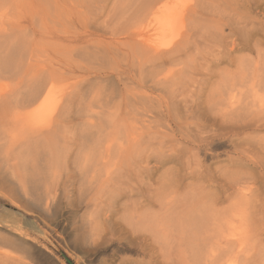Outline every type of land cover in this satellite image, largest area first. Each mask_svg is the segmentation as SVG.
<instances>
[{
  "label": "bare ground",
  "instance_id": "bare-ground-1",
  "mask_svg": "<svg viewBox=\"0 0 264 264\" xmlns=\"http://www.w3.org/2000/svg\"><path fill=\"white\" fill-rule=\"evenodd\" d=\"M102 1L51 0L55 8L65 13L66 16L64 17L68 16L72 21L71 23L76 24L73 28H70L72 26L71 23L70 25L68 24L69 26H67L68 22L65 24L67 27L64 26V28L74 30L71 34L68 33L70 36L69 38L67 37V44L65 42L63 43L66 46L69 43V48H71V45L73 48L77 46L76 51L78 49V54L75 59V68L69 69L67 67L66 70L60 71L43 66L37 68L38 63H35L37 64L35 66L30 61H24L26 54L25 46H32L31 43L35 36L33 30L35 29H24L25 26L19 16L7 23L4 22V15L8 11H14L15 7L9 6L3 0H0V95L4 89L5 80L12 77H19L12 91L9 92L11 95L9 96L8 94L10 97L8 103L10 104L9 107H11V110L13 109L11 116H14L20 121L19 130L16 134L14 133V129L11 136L9 135L11 134L10 132L8 134L9 136H6L7 138L4 135V137L2 136L3 139L0 140V153L3 158L2 160H6L5 163L7 161L11 162L9 165L10 173L18 181H21L20 174L22 172L20 171L19 174V171L16 170V165L22 167L25 164L26 166L29 164L28 166H32L34 169L33 174L40 176L39 173H45L46 169L54 168L55 170V165L56 167H66L69 162L68 159L73 154L75 155L71 159V162L72 165L75 164L81 154L85 153L84 155H86L87 153L89 155L93 147H100L99 145L103 143L106 144L105 148L107 151L114 150L117 147H114V145L117 144L118 147L115 150L120 152L113 155L111 163L108 165L110 167L106 168V172L104 170L103 173L105 172L108 177L114 173V175H126L127 178H131L134 167L132 159H134L133 155L136 149L135 146L137 145L136 142L138 143L137 137L139 134L141 137L143 132L150 131L155 126V120L152 117H147V112L149 113L151 109L156 110V113L161 114L167 121L174 114H179L177 118L181 117L180 110L182 109V113H184L183 118L186 121L183 119L177 122L171 120V122L176 126V131L178 130L180 132L181 140L194 142L195 144H193L198 149L202 145L206 144L207 146L209 144V134L204 135L203 133L217 120H220L219 123H221V120L225 123L228 119V123L222 127H226L228 131L225 134L231 135L232 138L240 135L247 129L259 130L264 126L262 123L258 124L260 122L256 123L253 121L251 123L249 122L250 120H241L242 116L240 120L238 116L236 117V121L231 120L232 118L230 116H233L234 113H239L240 109L242 110L243 103L240 100L243 101L242 89L246 83L240 79L238 81L239 75L236 78L237 83L235 79V81H232L230 79V73L232 71L229 69L230 66L239 68V71L236 69L237 72H235L241 73L243 77L246 76V79L250 78L256 87L261 83L262 65L259 63L260 60H263L260 56L264 36L259 34L264 29V21L260 17L264 14V0H190L188 1L189 3L183 0H115V10L113 9L114 11L112 10V13L106 10L104 7L106 5L102 4ZM79 7L81 9H76ZM33 11L37 12L36 10ZM100 13L104 16L101 21H99L100 19L98 17ZM57 20L55 21L57 22ZM65 20L64 18V21L63 19L61 21L65 23ZM185 20L187 21L188 28L186 25V29H173L174 24L177 25L178 22L182 27V23ZM63 22H61V25ZM54 24L55 22L53 21L52 25L56 27L57 25ZM57 24L60 25L59 22ZM53 26H51L52 29L54 28ZM117 26L123 28L116 29L115 27ZM26 31L31 32L30 38L28 37L31 41L27 38ZM82 43H84L83 46ZM210 47H214L212 49L213 52L209 50ZM202 50L205 52L209 51V54H207L210 58L207 59L204 58L205 56L199 55L200 58L203 57V62L194 63L196 55ZM247 53H254V56H247ZM246 61L251 63V69L250 66L249 69L244 66ZM208 64L210 67L213 64H215L214 66H219L220 64L227 66L221 68L218 72L214 68V72L212 73H210V68L206 69L205 77L201 80H196L194 75L201 68H205L206 65L209 67ZM247 76L250 77L248 78ZM61 77H65L64 79H73L70 84H74L73 88H75L68 90L69 92L65 90L66 92L57 93L56 82ZM187 79H191L192 82L190 80L189 82L192 84L196 83L193 84L195 87L191 93L190 89L183 90V87L180 85L182 83L184 84ZM252 83H250V86H252ZM178 84L180 85L178 87L181 88L176 86ZM247 85H249V82ZM214 91H216V98L211 96ZM259 97L257 98L259 99ZM252 98L250 99L251 104ZM255 98H253L254 101ZM259 100H263V98ZM251 104H249V107ZM254 106L252 104L248 112L251 109L253 110ZM53 112H55V117H52L55 120L49 123L48 121L50 119L48 120V117ZM216 115L221 116V118H218L219 116L217 117ZM245 116L247 117L246 113ZM45 119L48 120V123L43 122ZM109 122L111 123L110 128L112 129L109 134L111 132L112 134H108L107 136V134H102V131H106L108 127L105 126V129H103L101 126L107 123L109 125ZM13 124L18 125V123ZM17 125L15 126L16 128ZM191 125L197 135L194 134V131L190 127ZM217 126L219 125L217 124ZM2 129L0 133L4 134L8 131L4 129V132ZM189 130L194 135H190L191 132L189 134ZM137 133L139 134L137 135ZM232 138V142H236V139H241L234 145L235 149L239 150L240 153L232 161L239 166L241 164L250 166L257 164L258 158H255L256 154L249 155L250 148L248 149L244 146L245 144L243 145L245 140L242 142L240 136L236 139ZM141 139L143 138L139 139L143 147H140L142 149L144 147L149 148L150 142L148 138L146 141L145 139L144 141ZM163 140L158 142L162 146V149L159 150L160 155H157L160 164L166 163L168 159L170 161L175 160L176 162L181 157L190 155L189 157L193 158L194 166L188 165L190 163L188 162L186 168L189 171H184V174H193L194 177L197 175L203 177L204 175L207 178L208 172H210L208 170H210L211 166L210 164L207 166L201 164L197 151L184 149L181 155L179 151L182 148L175 150L171 145L170 149H167L169 146L163 148L166 146ZM11 142H16V145L12 149L13 152H7L11 151ZM56 144L57 146L54 150ZM248 147H251V145H248ZM87 149L88 152H85ZM2 150L4 151L2 152ZM167 151L170 152L165 153ZM144 154H146L145 151ZM119 158H121V162ZM146 158H144V161H146ZM91 160L90 157L89 161ZM95 160L101 161L99 160V155L98 157L95 156ZM118 162L122 164L120 165ZM99 163H95L97 167L104 166L103 161ZM202 166L203 168H201ZM251 167L253 168L254 166ZM94 174H97L96 171ZM101 175L103 178L102 173ZM43 176L42 178H45ZM237 178V180H235L236 177L234 179L235 183L231 179L230 182H226L227 186L222 184L224 186L221 189L223 193L216 201H222L224 197L227 198L224 194L225 191L236 187L235 185L238 184L239 180L241 182L243 181L242 179L244 181L246 179H252L250 184L255 183L257 180L256 176L253 177L249 173ZM244 181L242 185L247 184ZM115 182L113 179V183L110 186L111 190L115 191L120 189L121 191V189H126L129 186V184H123L125 187H119L120 183L117 185V182ZM106 184L108 185V183ZM250 184L246 185L247 188L249 186V189ZM22 185L25 188V184ZM239 186L241 185L239 184ZM239 188L244 187L241 186ZM240 189L238 192L239 194H243L241 196L243 201H254L250 200L252 197L248 195L251 194L253 196L254 193L253 195L251 193L253 190H249L250 192L247 194L245 190L243 193L240 192ZM188 194L190 195V193ZM197 196V193L194 192L190 195V198H184L185 205L176 214L180 216L181 213V216L180 218L178 217V221L172 222V228L169 226L171 222L169 224L167 221L166 223L165 221L155 223L153 220L149 221L152 218L154 219V217L148 215L144 216L134 225L132 233H141L135 235V237L139 236L142 240V246H139L140 248L142 247V250L146 254L148 253L150 255L152 252L158 250L157 252L160 253L158 257L164 258L165 256L162 253L169 245L176 244L178 247H182L184 244L185 247L188 244L187 246L192 245L191 248H188L190 249L189 253L191 254L193 252L197 257H200L202 264H232L235 258V262L237 258H243V262H245V260L252 258L258 253H260L258 257L261 254L263 257V245L261 248L257 244L259 243L261 245V240L264 239V222L259 225L255 221V224L251 221L250 225L249 223H245V218H242L244 211L237 212L233 209L232 212L227 213L225 209V212H220L219 208V211L213 208L214 202L212 200L209 204L205 201H203L204 204H201L202 198L201 200L200 198L197 199ZM254 197L257 198L258 196L256 195ZM213 198L215 197L213 196ZM193 199L194 202H192ZM263 201L258 199V201L256 200V203L259 202L258 204H255V202H253L254 205L250 203L259 214L264 210ZM232 204L236 205V201ZM246 206H249V204ZM251 206L249 207L252 208ZM237 210H240V208ZM179 219L181 220V224L178 223ZM175 222L179 225H175ZM173 223L175 224L173 225ZM252 223L255 227H253ZM140 224H143V226ZM28 225L31 224L28 222ZM139 225L141 228H139ZM207 238H213L217 241L214 244L210 240L208 247L205 243L208 240ZM256 239L258 243L255 242L257 241ZM137 242H139V239ZM203 246L205 250H203ZM257 247L260 248L259 251ZM203 251L205 253L207 251V255L204 256ZM1 253L3 256L0 255V257L5 259V252ZM64 258L66 261H70L65 256ZM190 258H192L191 255ZM7 259L8 256L5 260ZM12 261L15 262L13 257ZM200 261L198 263H201ZM9 262L7 263L2 260L3 264H10ZM2 263L0 262V264ZM147 263L151 264L149 261ZM21 264L25 263L21 262Z\"/></svg>",
  "mask_w": 264,
  "mask_h": 264
},
{
  "label": "rangeland",
  "instance_id": "rangeland-1",
  "mask_svg": "<svg viewBox=\"0 0 264 264\" xmlns=\"http://www.w3.org/2000/svg\"><path fill=\"white\" fill-rule=\"evenodd\" d=\"M104 1H102L101 3L106 5L104 6L106 10L111 11L110 13H112L115 10V3H114L115 0L113 1L104 0ZM183 1L189 3L188 1L190 0H183ZM3 2H5V4H8L9 6L15 7L14 11H8V13L4 15L3 17L4 22L7 23L13 18L19 16L23 21V25L25 26L24 29H29V30L35 29L33 30L35 36L33 37V41L31 43L32 46L30 45L25 46L26 54L24 61H28V62L30 61L31 63L34 64L38 63V65L35 64V66L37 65L36 66L37 68L43 66L49 69L60 70V71L66 70L67 67L69 69L75 68L74 67L76 61L75 59L78 54L77 52L78 49L76 51L77 46L73 48L71 45V48H69L70 44L68 43V46H66V44L68 42L67 37L69 38L71 32L74 30L70 28H73L76 24L75 23L72 24L71 23L72 21L68 18V16L64 17L66 15L63 11L59 10L58 8H55L51 0H3ZM76 9L79 10L81 9V7ZM33 10H36L37 12ZM71 11H75V10H71ZM98 17L100 19L99 21H101V19L104 18V16L101 13L100 16L98 14ZM260 17H262L263 19L262 21H264V14L263 16L261 15ZM64 18L66 19L65 23L63 22ZM60 19L61 20L63 19V21H61ZM55 20H57V22ZM53 21L57 25L56 27L52 25ZM58 22L60 23V25L57 24ZM61 22H63L62 24L63 26L61 25ZM186 22H187L186 20L184 21V23L181 22L183 25L182 27L179 25L180 24L179 22H178L179 24L177 23V25L180 27L174 24L175 28L173 27V29H179V28L186 29V25H187ZM66 23L67 26H69L70 23L72 24V26L68 29L66 28L67 27L65 25ZM51 26H53L54 28L52 29ZM64 26L66 27L64 28ZM115 28L122 29L123 27L120 28L117 26ZM58 29L61 30L59 31ZM68 33L70 34L68 35ZM259 35L264 36V29L263 31H260ZM26 36L27 38L28 37L30 38L31 32L26 31ZM29 41L31 40L29 39ZM64 42L66 44H63ZM83 45L84 43H82V46ZM213 48L214 47H210L209 50L213 52L212 50ZM261 48L262 51L260 57H262V59L264 60V38ZM207 53L209 54V51L205 52L204 50H202L201 52H199L196 55L194 63L203 62L202 58L204 56H205L204 58L207 59L210 58V56ZM199 55L200 56L203 55V57L200 58ZM246 55L247 56L251 55V57H253L254 53L251 54L247 53ZM263 60H260L259 63L262 65V70H261L262 78H261V83L258 85L259 88L253 85L254 82L252 83V80L249 78L250 76L249 77L247 76L250 79L249 80L246 79V76L243 77L241 73H236L237 70L239 71V68H236L235 66L229 67V69H231L232 71V73H230L232 77V78L230 77V79L232 81L236 80L235 82L237 83L236 78H238L239 75L238 81L240 79L246 83V85L242 89L243 101L240 100L243 103L244 107L242 106V110L240 109L239 113H237L238 115L234 113L233 116H230L232 118L231 120L236 121L237 116L238 119L240 120L242 116L241 120L243 119L245 121L250 120L249 122L251 123L254 121L256 123L260 122L258 124L261 123L264 124V76H263L264 61ZM246 62L244 66L249 69L251 63L250 62L246 63ZM214 65L215 64H213L212 67H210V65L208 64L209 67H207L206 65L207 68L206 67L201 68L200 70H198V73L196 74L198 77L194 75V78L196 80H201L202 78H204L206 69L210 68L209 69L210 73H212L214 72V68L216 72H218L221 68H225L227 66L225 64H220L219 66L218 65L214 66ZM251 67L252 66H250V69ZM64 78L65 77H61L60 80L56 82L57 93H62L63 91L66 92L68 90H73L75 88V87L73 88L74 84H70V82H72L73 79H68V78L64 79ZM17 80H19V77L18 78L12 77L5 80L4 89L2 90V94H1L3 97L0 95V125H1L0 130L1 128H3L2 130L4 129L6 131L8 130L7 132H5L4 130L5 132L4 134L0 133V140L3 139L2 138L3 135L5 137L6 136L8 137L9 135L11 136L12 132H14V129H15L14 132L15 134L19 130L18 127L20 121L14 116L13 117L11 116L13 114V109L11 110V107H9L10 104L8 103V100L10 98L9 96L11 95L9 94V92L12 91V88ZM187 80L186 82H184V84L182 83L180 85L181 87H183L182 88L183 90L190 89V93H191L195 87L193 86V84L196 83L192 84L191 79H187ZM189 80L191 82H189ZM248 82L249 85H247ZM68 83L69 85H67ZM250 83H252L253 87L250 86L251 85ZM70 85L71 87H69ZM180 85L178 84L176 86L178 87ZM216 91H214V93L211 94V96L216 98L217 97ZM252 96L253 98L256 97L255 101L258 99L257 97L259 96L261 97V98L259 97V99L263 98V100L258 99V101L255 102ZM251 98H252V104L253 106L254 105L255 106L253 110L251 109L250 112H248V110L252 107L250 100ZM249 104H251L250 107ZM245 106L247 107L245 108ZM182 112L183 111L181 109L180 110V113L182 114V115L180 114L181 117L177 118L179 114H174L171 116L169 121L163 118L161 114H157L156 110L154 109H151L149 113L147 112V114L149 115V116L147 115V117L150 118L152 117L155 120V126L152 127L150 131L143 132L141 134V137L140 134L137 133V135L139 134L137 137L138 143L136 142L137 145L135 144L136 149L133 155L134 159H132L134 162L133 165L134 167L131 178L130 177L127 178L126 175L119 176V174L114 175V173H112L113 175L111 174V176L109 177L111 178L113 176L114 178L112 177L110 179L105 173L106 168L110 167L108 165H110L113 155L120 153L115 150L118 147L117 144L114 145V147L117 146L114 149L115 151L113 149L107 151L105 148L106 145L105 143L99 145L100 147H95V148L93 147L94 150L93 149L91 151L89 150L90 151L89 155L87 153L86 155H84L85 153L80 155L77 162L73 164L75 167L74 169L71 159L74 158L73 156L75 154L70 156L71 158L68 159L69 161L68 162L69 164L67 163L68 167L67 166L56 167L55 165L54 166L55 170L54 168L46 169L45 173L44 172L39 173L40 176L38 174L37 175L33 174L34 169L32 168V166L31 167L28 166L29 164L27 166L25 164L22 167L16 165V170L19 171V174L20 171L22 172L20 174L21 178L19 177L21 181H18V179L13 174L10 173L9 165L11 162L7 161V163H5L6 160H2L3 158L0 153V255L3 256L1 252L3 253L5 252L4 255H6V258L8 256L9 259V260L8 259L5 260L6 258L4 259L3 257H0L1 258L0 262L2 263L3 260L8 263L11 259V261L9 262L10 264L11 262L12 264H21V262L25 264H148L147 263L148 261L151 264H153V262L154 264H162V262H164V264H181V263L197 264L201 260V258L197 257V255L194 254L193 252L191 254L189 253L190 249L188 248H191L192 245L187 246L188 244H186L185 247L184 244L182 245V247L181 246L178 247L176 244L169 245V247L164 249V252L162 253L163 256L165 257L161 258L160 256L158 257V254H160L157 252L158 250L154 251L155 253L152 252L150 255L148 253L146 254L142 250V247L140 248L139 246V245L142 246L141 244L142 240L140 239L139 236H138L139 238L135 237V235L141 233H137V234L135 232L132 233V229L134 225H136V223H138L139 220H141L144 216L147 215L153 216L154 219L152 218L149 221L153 220L155 223L164 222V221L166 223L167 221L169 224V222H171L169 226H171L172 228L173 227L172 222L178 221V217L180 218L181 216V213L180 216L176 214L179 213L182 210V207L185 205L184 198L185 199L187 197L190 198V195L193 194L194 192L197 193L198 195L197 199L200 198L201 200L202 198L201 204L202 203L204 204L203 201L209 204V202L212 200V202H214L213 208L217 209L218 211L220 209V212L221 211L225 212V209L227 210L226 211L227 213L232 212L233 209L237 212L244 211L243 213L244 215H242V218H245V223L250 224L251 221L253 223L255 221L256 224L259 225L263 223L264 210L260 214L256 212L253 207L254 205L253 202H255V204H258L259 202L256 203V200L257 201L258 199L264 200V173H263L264 169L261 170L262 168H264V126H262V128H260L259 130L247 129L244 132H242L240 135H238L242 138V142L243 140H245L243 142V145L245 144L244 146L246 148L248 149L250 148L249 155L256 154L255 158L256 159L258 158L257 164L251 165L254 166L253 169L250 165L241 164V166H239L237 163H234V161H232L233 159H236L238 157V154L240 153L239 150L235 149L234 147L236 142H239L240 138L236 139L238 138V136L235 137L233 136L237 141L235 140L236 142H232L231 140L232 136L227 135V133L225 134V132L228 130L226 129V127H222V126L228 123L227 118L224 117L225 119H227V121L225 120L226 121L225 123L224 121L222 122L221 120L222 123L221 124L219 123L220 120H217L213 122L214 124L212 123V125L207 128L208 130H206L203 134L204 135L209 134L208 135L209 144L207 146L206 144L202 145L198 149L194 145L195 144L194 142L190 140H188L189 142H185L183 141V139L181 140L182 137H180L181 136L180 132L178 130L176 131V126L174 125V123L171 122V120H174L176 122L183 120L184 113ZM242 112L244 115L242 114ZM245 113L247 117L245 116ZM54 114L55 112H53L50 115L51 118L48 117V120L50 119L49 121L46 120L47 119L46 118L45 120H43V122L44 123L54 122L55 120L53 119V117H55ZM216 116L218 117L219 115ZM218 118H221V116H219ZM184 121H186V119H184ZM11 122L18 123V125L16 124L17 128L15 127L16 125ZM217 124L221 128L217 126ZM105 126L108 127V129L106 128V131H102V134L105 135L107 134L108 136L110 130L112 131V129L110 128L111 123L109 125L108 123L103 124L101 128L105 129L104 128ZM190 127L193 130L192 125ZM9 132L11 134H9ZM188 133L190 135L193 134V132L190 130ZM111 134L112 132L109 135ZM140 138H143L141 139L142 141H144V139L146 141V139L148 138L150 142L149 148L144 147L147 148L145 150L144 148L143 149L141 148L143 146H141L142 142L139 140ZM162 140L165 141V145H166L163 148L169 146V148L167 149H170V145L175 150L182 148L179 151L181 155L184 149L188 151H190V149L197 151V154L199 153L198 157L201 160V164L203 166H207L208 164H210L211 166L210 170H208L210 172H208L207 178L204 175L203 177L201 175H197L194 177L193 174H184V171H189V169L186 168V166L188 165L194 166L193 158L189 157L190 155L189 156L185 155L176 162L175 160L170 161L168 159L169 160V161L167 160L168 162L166 161V163L160 164L157 155H160L159 150L162 149V146H160L158 142ZM11 145H12L11 151H7V152H13L12 149L16 145V142H11L10 147ZM248 145L249 146L251 145V147H248ZM56 146L57 144L54 146V150L56 149ZM193 150H191V152H193ZM3 151L4 150H2V152ZM144 151L146 154H144ZM85 152H88V149ZM169 152L170 151H167L165 153H169ZM165 153L163 152V154ZM98 155H99V160L104 162V166L103 165L98 167L96 166V164H100L99 162H101L95 160V156L98 157ZM90 157L92 159L91 161H89ZM145 157H147L146 161H144ZM75 158H77V156H75ZM119 159L121 162V158ZM108 160H109V164H108ZM120 162H118V164L121 165L122 163ZM86 163L88 166L86 165ZM260 163L263 165V167ZM203 166L201 168H203ZM86 169L87 171H85ZM104 170L105 172L103 173ZM24 171H25L24 173L25 175L23 174ZM95 171L97 173L96 175L94 174ZM101 173L103 174V178ZM248 173L252 174L253 177L256 176L257 178L256 182L253 183L255 185L254 187L253 184H250L252 179H248V180L246 179L247 181L246 180L244 181V179H242L244 183H247L243 185H242L243 181L240 182L239 180L238 184L235 185L236 187H233L229 190L227 189L225 191L224 194L226 195L227 198L224 197L222 201H216L223 193V191H221V189H223L224 187L223 185L227 186L226 182H230L231 179H233L232 182L235 183V180L238 179L237 177L239 176L243 177ZM41 174L42 176L44 175L43 177L45 178H42ZM105 174L107 178L105 177ZM22 176L24 177L22 178ZM116 178L117 180H115ZM113 179L114 181L117 182V183L115 182L117 185H119L120 183L119 187L120 186L125 187L124 186L125 184L127 185L129 184L128 186L129 188L128 187H126V189L123 188L121 189V191L120 189L115 191L111 190L110 186L113 183ZM104 181H108V182H104ZM106 183H108L109 186ZM248 183L250 184V189L249 186L248 188L246 186L249 185ZM22 184H25V188L24 185ZM239 184L242 187H244L241 188L243 190L239 188L241 187L239 186ZM239 189L240 192L242 193L245 190L246 191L245 193L247 194L251 190H253L251 192L252 195L254 193L253 196L257 195L258 197L253 198L251 194H248L250 197H252L250 200L252 201L254 200V201L253 202L251 201L247 202L245 200L243 201L241 197L243 194L241 193H240L241 195L239 194L238 192ZM188 193H190V195ZM213 196L215 198H213ZM235 201H236V205L235 204L233 205L232 203H235ZM192 202H194V199ZM250 203L253 205L251 206ZM247 204H249V206H251L252 208L246 206ZM239 208L240 210H237ZM241 208H243L244 210ZM256 213L257 215H255ZM28 222L31 225H28ZM175 223H173V225ZM178 223L181 224L180 219ZM168 224L166 225L168 226ZM140 225L143 226V224ZM140 225L139 228H141ZM175 225H179V224L176 223ZM253 227H255V225H253ZM137 238L139 239L140 243L137 242L138 241ZM207 239L208 242L211 240V243L214 244L217 241V240L215 241L213 238L211 239L207 238ZM207 241H205V243L209 247L210 242L208 243ZM261 241H259L261 242V245L258 243V240L255 242L258 243L257 245H259V247L263 245L264 248V242H263L264 239ZM200 246L199 248L201 249ZM259 247H257L258 251L260 250ZM203 250H205V247ZM203 253L204 256L207 255L205 251H203ZM258 254H255L252 258H248L247 260H245V262H243L244 261L243 258H237L236 260L237 263H236L235 262L236 258H235L233 259L232 264H244V263L264 264V251H263V257L261 256L262 254L259 256L260 261ZM190 255L192 256V258H190ZM64 256L68 258L70 261L69 262L66 261ZM12 257L13 260H15V262L12 261ZM200 262L201 263L198 264H202V261Z\"/></svg>",
  "mask_w": 264,
  "mask_h": 264
}]
</instances>
